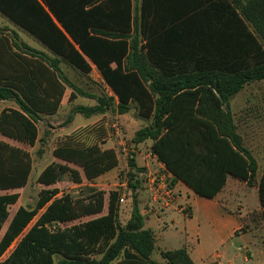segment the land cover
<instances>
[{
    "label": "trees",
    "instance_id": "16d2710c",
    "mask_svg": "<svg viewBox=\"0 0 264 264\" xmlns=\"http://www.w3.org/2000/svg\"><path fill=\"white\" fill-rule=\"evenodd\" d=\"M0 12L41 42L54 56L0 31V100L18 108L0 113V135L34 147L37 122L55 115L67 87L98 101L74 111L90 118L105 114L114 98L96 97L68 81L64 61L81 73L97 67L118 98L117 113L136 104L151 123L133 143L152 141L151 150L196 194L213 199L229 176L253 186L264 220V167L244 146L231 100L246 86L264 81V0H0ZM58 160L39 175L45 187L69 175L75 184L93 181L119 165L114 149L99 141L68 137L53 151ZM33 170L31 153L0 139V234L11 206ZM144 168L129 164L133 210L119 221V191H111L105 215L52 229L104 212L105 192L85 198L42 191L34 209L19 207L0 239V264H195L187 248L161 251L153 259L155 234L145 228L137 190ZM37 218V219H36ZM35 223L29 228L30 224ZM29 228V229H28Z\"/></svg>",
    "mask_w": 264,
    "mask_h": 264
},
{
    "label": "rangeland",
    "instance_id": "374dc122",
    "mask_svg": "<svg viewBox=\"0 0 264 264\" xmlns=\"http://www.w3.org/2000/svg\"><path fill=\"white\" fill-rule=\"evenodd\" d=\"M12 23L13 22L0 12L1 32L15 38L18 43H25L34 49H36L35 47L39 48V46L43 45L17 25V27L12 26ZM11 27H16V30L21 32V37L16 30L9 33ZM46 54L52 58L54 57L50 52ZM60 66L64 77L72 84L96 97H103L105 99L113 97L114 102L110 105L105 114L87 118L83 114L76 113L74 109L80 105L94 106L98 104V101L83 96H78V99L76 98L73 101L68 99L63 103L55 115H42L40 117L37 122L39 141L34 147L13 142L14 145L23 147L31 153L33 170L28 185L25 188L15 191L20 194V198L18 202L10 208L11 216L9 221L19 207L22 206L28 209H34L37 206L43 190L57 187L60 191L57 197L70 195L75 199L85 198L91 195L93 191L105 192L106 204L105 211L100 215L83 217L66 224H55L52 226L53 230L77 225L105 215L107 213L108 197L111 191H119L120 194L126 193L128 202L119 206V221L122 225H125L129 220L133 207L132 189L129 185L130 181L128 177L129 164L131 159L135 158L137 164L142 166V156L138 155L139 149L135 143H133V138L136 131L148 126L151 120L144 119L139 115L136 104L132 105V109L129 113L119 115L116 109L118 98L107 85L96 67L89 74L85 75L64 61L61 62ZM67 88L68 93L73 92L72 88ZM7 108H18V106L13 100H0V112ZM231 110L237 124L238 133L243 137L244 146L247 147L258 160L261 171L264 167V81L255 82L246 86L239 95L231 100ZM114 123L118 124L123 131V136L120 139L114 135L112 128ZM74 136L83 143L99 141L101 147L114 149L118 154L119 165L112 171L93 181H87L84 178L81 184H75L69 175L63 177L58 184L52 187H45L39 184L38 177L40 173L48 165L58 161L53 155L54 149L66 138ZM149 145L150 142L142 145L140 149L145 151ZM153 165L154 166L151 168L152 171L163 170L160 163H154ZM151 170L144 168L143 172L139 174L141 186L137 190L138 195L147 187L146 182ZM258 178L259 175L253 186L243 181L237 184L231 181L225 190L224 195L229 197V194L233 203L231 206L232 212L238 216L241 215L240 220L243 227L239 233L245 235L249 248L246 247L243 240L235 238L233 241L229 242L226 248L222 249L224 252L222 262L224 264L229 262L232 264H264V220L261 215L257 187ZM9 221L0 234V239L7 229ZM35 221L36 220L30 224L29 228ZM185 224L198 225L196 216L193 220L181 217L179 225ZM16 243L12 245L1 260L8 257ZM236 244L241 245V247H237ZM213 254L214 250L208 256L209 260H213ZM153 259L163 262L159 252L154 254Z\"/></svg>",
    "mask_w": 264,
    "mask_h": 264
},
{
    "label": "crops",
    "instance_id": "0c3cea01",
    "mask_svg": "<svg viewBox=\"0 0 264 264\" xmlns=\"http://www.w3.org/2000/svg\"><path fill=\"white\" fill-rule=\"evenodd\" d=\"M12 26L16 25L12 23ZM16 27H11L9 33L16 30ZM16 32H18L21 37V32L17 30ZM35 48L46 53L49 52L44 45ZM95 67L96 66L92 64V71ZM70 94L71 92L68 93L67 89L61 106L69 99ZM0 139L12 144L15 142L3 136H0ZM149 142L150 145L145 151L140 149L142 145ZM135 145L139 149L138 155L142 156V166L138 165L139 167L151 170L154 163H160V165H162L156 157L151 156V140ZM231 181H233L234 184L241 182L229 176L226 186L213 199L202 197L196 194L183 182L177 181L174 184L175 200L169 208H163L160 203L156 202L152 191L148 186L145 187L140 195H138V200L140 210L145 218V228L151 229L155 234L156 249L154 254L156 252L160 253L161 251H173L187 248L195 264H224L222 262L224 257L222 249L226 248L229 242L238 238L243 240L246 247H248L245 235L239 233L243 227L240 220L241 215L238 216L232 212L231 206L233 203L230 199L231 197L229 194V197L224 195ZM131 214L132 211L129 220ZM195 216L198 225H179L181 217L193 220ZM236 246L241 247V245L238 244H236ZM213 250L214 258L213 260H209L208 256ZM227 264L232 263L229 262Z\"/></svg>",
    "mask_w": 264,
    "mask_h": 264
},
{
    "label": "built area",
    "instance_id": "2783aa9c",
    "mask_svg": "<svg viewBox=\"0 0 264 264\" xmlns=\"http://www.w3.org/2000/svg\"><path fill=\"white\" fill-rule=\"evenodd\" d=\"M114 135L119 139L123 136V131L118 124L114 123L112 125ZM126 150V149H125ZM151 156L157 158L156 155L152 153ZM158 159V158H157ZM163 170H155L149 173L146 186L152 191L155 201L160 203L163 208H169L175 200V185L173 183L174 176L169 172L166 166L162 163ZM128 198L125 194H120L119 196V206L126 204Z\"/></svg>",
    "mask_w": 264,
    "mask_h": 264
}]
</instances>
